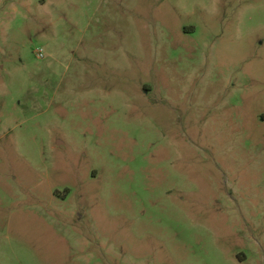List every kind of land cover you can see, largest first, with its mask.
<instances>
[{
	"label": "rangeland",
	"instance_id": "obj_1",
	"mask_svg": "<svg viewBox=\"0 0 264 264\" xmlns=\"http://www.w3.org/2000/svg\"><path fill=\"white\" fill-rule=\"evenodd\" d=\"M0 264H264V0H0Z\"/></svg>",
	"mask_w": 264,
	"mask_h": 264
}]
</instances>
